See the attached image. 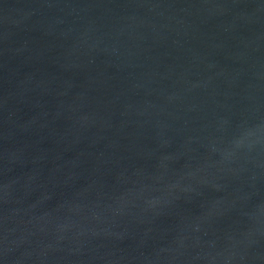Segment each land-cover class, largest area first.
<instances>
[{
  "label": "water",
  "instance_id": "obj_1",
  "mask_svg": "<svg viewBox=\"0 0 264 264\" xmlns=\"http://www.w3.org/2000/svg\"><path fill=\"white\" fill-rule=\"evenodd\" d=\"M0 264H264V0H0Z\"/></svg>",
  "mask_w": 264,
  "mask_h": 264
}]
</instances>
